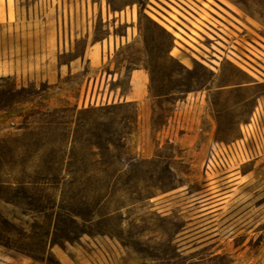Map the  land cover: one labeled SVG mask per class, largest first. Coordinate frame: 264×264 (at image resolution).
<instances>
[{
    "label": "rangeland",
    "instance_id": "1",
    "mask_svg": "<svg viewBox=\"0 0 264 264\" xmlns=\"http://www.w3.org/2000/svg\"><path fill=\"white\" fill-rule=\"evenodd\" d=\"M0 15V264H264V0H8ZM126 27L112 60L148 69L142 110L77 104L81 75L63 92L40 80L63 53L50 40L76 56Z\"/></svg>",
    "mask_w": 264,
    "mask_h": 264
},
{
    "label": "crops",
    "instance_id": "2",
    "mask_svg": "<svg viewBox=\"0 0 264 264\" xmlns=\"http://www.w3.org/2000/svg\"><path fill=\"white\" fill-rule=\"evenodd\" d=\"M7 8L8 0L0 2V14H2V9L3 13H6ZM112 18H116L115 14L112 15ZM118 18H120V15H118ZM194 18L199 20L196 17ZM114 28L115 26H109L108 31L111 32ZM130 38H133V29L127 27L124 29L123 35L109 33L105 40L98 43H90L89 38H87L81 54L76 56L72 55L70 47L69 52L65 50L64 41H62V44L58 41L55 45L53 40H50L49 46L51 52L63 49V53L58 57L55 67L51 69V76H55V82L49 81L46 71V68L49 66L47 62H45L44 66V75H40V80H43L49 86H58L59 90L63 92L67 85L62 83L65 77L81 75L83 81L78 89L79 94L75 99L77 104L89 99L90 102L94 100L95 105L109 104L114 106L134 104L142 110V107L149 100V76L147 71L142 66H134L128 69L125 61L117 62L112 60L113 57H116L118 49L122 48L124 44L126 45ZM29 51L28 44L27 61L30 60ZM2 54L3 52H1V64H3ZM35 56V42H33V60ZM97 57H99L100 72L98 77L94 76V78H90L88 70L91 67L92 60ZM22 60L20 57L19 61L21 62ZM13 66L15 67V60ZM50 66L52 67V65ZM13 76L16 80L17 76L15 73ZM33 80L36 83V76H34ZM20 82H23V77L21 76ZM215 206L217 207L209 211V213L217 215V212L223 206V202Z\"/></svg>",
    "mask_w": 264,
    "mask_h": 264
},
{
    "label": "built area",
    "instance_id": "3",
    "mask_svg": "<svg viewBox=\"0 0 264 264\" xmlns=\"http://www.w3.org/2000/svg\"><path fill=\"white\" fill-rule=\"evenodd\" d=\"M258 108L261 110H262V108L264 109V100H263L262 104L261 103L258 104ZM243 137H244V135H243Z\"/></svg>",
    "mask_w": 264,
    "mask_h": 264
},
{
    "label": "bare ground",
    "instance_id": "4",
    "mask_svg": "<svg viewBox=\"0 0 264 264\" xmlns=\"http://www.w3.org/2000/svg\"><path fill=\"white\" fill-rule=\"evenodd\" d=\"M3 72V71H2ZM0 75H6L5 73H3V74H0ZM244 162H246V160H244Z\"/></svg>",
    "mask_w": 264,
    "mask_h": 264
},
{
    "label": "trees",
    "instance_id": "5",
    "mask_svg": "<svg viewBox=\"0 0 264 264\" xmlns=\"http://www.w3.org/2000/svg\"><path fill=\"white\" fill-rule=\"evenodd\" d=\"M145 70H147V71H148V69H145Z\"/></svg>",
    "mask_w": 264,
    "mask_h": 264
}]
</instances>
